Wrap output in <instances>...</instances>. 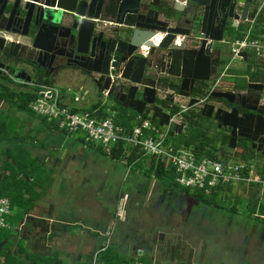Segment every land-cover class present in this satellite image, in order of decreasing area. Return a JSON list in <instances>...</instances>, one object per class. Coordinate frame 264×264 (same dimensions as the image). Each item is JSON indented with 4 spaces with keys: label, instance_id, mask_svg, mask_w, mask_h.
I'll return each mask as SVG.
<instances>
[{
    "label": "flooded vegetation",
    "instance_id": "1",
    "mask_svg": "<svg viewBox=\"0 0 264 264\" xmlns=\"http://www.w3.org/2000/svg\"><path fill=\"white\" fill-rule=\"evenodd\" d=\"M145 1L147 0H137L136 2L134 1V3L132 2L135 11L133 15L127 18L122 17L117 11V1H112L102 16L105 21V23L102 25L105 28L107 35L115 37L117 40L123 39L124 41L128 42L127 35L130 29L126 25L120 24L118 22L129 21L140 24V18L142 17V13L144 11ZM15 2L16 0H7V3L3 8H1L2 6L0 4V28L8 27L10 30L24 29L16 19L17 16H19L17 15V9L19 8L20 2L18 0V5L13 8V4ZM148 2L152 3L148 6L149 10L154 12L153 14L151 11L150 19H156L161 22L158 27H156V32L168 34L167 31H161L159 29L164 25V23H166L168 27H179L181 31L189 32V35H177L178 39L184 38V44L186 46L198 48L201 45L202 38L198 33V30L201 28L200 22L195 23L194 20L196 18L200 19L202 16L204 13L202 8H199L195 11L194 8L187 4L186 0H148ZM21 16H23V14H21ZM54 21H58V19L55 18L50 23L52 25H59V23H55ZM81 21L82 18L80 22ZM46 22V20L36 21L33 16H31V18H29L28 25H26V30L28 32L26 36L12 32L10 30L6 31L4 29H0V37L5 39L4 36H6V40L20 43L23 46L27 44V42H30V38L35 35L39 27V29L45 33L53 29V27L48 26ZM231 28H227L225 31H229ZM113 30H116L117 32L114 33ZM69 32L70 30H68L66 33L69 34ZM71 32L75 33V30ZM192 33L195 34L192 35ZM81 34L82 37L80 36V38H83V36L85 37V32L83 30L81 31ZM13 35L14 37H11ZM227 41L229 40H226L223 37L220 42H213L211 44V62L207 79H193V77L188 75L189 77L184 81L183 89H181V78L168 77L170 84H172L169 92L173 96V101L177 102L174 103L176 105H174V107H170L169 110L173 115H178L176 116L179 118L178 124L182 125L179 134L176 132V127L172 128V136H181L186 130H188L187 132L189 133L187 136H191L194 134V132H196L199 135V139H192L193 144L196 141H205L207 143L206 147L213 148L217 155L228 157V154L233 151V154L241 159L244 155H248L251 160L258 162V160L262 158L264 159V131L262 134H256L252 132L248 133L247 130H242V133L250 135L252 139L254 136L255 139L252 140L247 136L238 135V129H236V147L230 148L229 145L232 141L230 140L232 136V127L223 126L222 123L214 118L215 110L221 109L220 115L223 114L224 117L226 116V112H232V115L229 117V119L240 117L242 121L246 120L249 122L251 114H254L259 106L264 107L263 70L260 67L255 66L256 60L254 58H249V61L243 65L242 68H239L236 64H234L233 60H231L229 46L226 48L224 45L227 43ZM80 47H82V45H79V48ZM145 50V45L144 47L137 46L130 54L124 49L122 58L125 59L124 61H121V58H119L117 64L118 68L120 67L124 69L128 63L130 65L132 64V68L136 67L137 64L141 62V58L145 55ZM73 51L74 48L72 45H66L58 39L56 44H54V47H52L53 54L51 55H39L36 52H28L26 47H21L16 51H14L13 48H8L7 53L4 54L0 52V72L6 73L5 75L0 74V82L12 88H15L16 86L23 88L32 87V85L23 83L14 84L11 77H13L17 72L23 73L25 77L29 76L31 78V82H34L35 84L38 83V85L42 83L52 84L62 81L67 82L69 79L77 80L76 83H78L81 78L80 76H83L86 81L89 79V82H92V80L97 78V75L87 73L86 70L79 67L76 63H74L73 60L74 57L76 58V56H83L85 62L88 64L91 63L93 57L96 54L95 48H92L89 44L85 54H72L71 52ZM160 54L162 55H158L157 57V62L160 61L157 65L158 67H147L144 64V69L150 72V76L154 79H158L159 77L157 73V70L160 69L159 64L164 65L171 58L164 49H160ZM112 61L115 60L111 59V62ZM173 68L175 69L174 71L180 72L177 65H174ZM110 70H112L111 67ZM240 70L243 71L244 74H241ZM111 77L114 80V77ZM116 81L118 82L120 79H117ZM120 82L121 85H123L120 91L112 89L111 85H109L108 88L99 89L95 84H93L97 92H99L104 98H108L110 100V103H107V101L98 102L109 107V109L114 110L116 113L119 112L129 116H136L137 113L133 108L124 107L123 103L118 100L120 93L123 92L126 94L129 88L128 82ZM249 83L262 84V87L260 88L259 86H255L254 88H248ZM181 92L182 94L189 93L190 95L189 97H185L181 95ZM87 94H89V91ZM222 94H225L226 97L221 96ZM191 99H197L198 102L189 106L188 103ZM126 104H129V102L127 101ZM204 104H210L213 108L210 109V107H206L205 110H202V106ZM222 111L225 113H222ZM261 111L264 112V108H261ZM198 112L201 116L198 114ZM208 112H210V116H206ZM241 119L239 120V123ZM254 122H256V117H254ZM173 125L176 126V124ZM260 128H263L264 130V125L259 127V130L261 131ZM187 132L183 135L186 136ZM147 183L149 185L151 184L150 181ZM166 187L171 191L168 194H165V192L163 193L164 190H161L164 187L161 189L157 188V191L155 190V192L158 193L157 198L159 202L157 204L154 203L155 206L152 210L154 212L157 210V213H160L161 216L165 217V222L167 223L170 221L171 217L175 215L180 216L182 214L188 218L191 215L194 207H199L202 202L199 197L195 196L190 191H185L183 187L176 185H166ZM162 204H164V207L161 209L160 206ZM188 206L192 208L190 214H187L186 212V208ZM154 215L155 214H153V216ZM184 221L186 222V219ZM253 227L255 230L259 229V241L257 242L259 244H261V242L264 243V224L258 226V224L255 223ZM256 227L258 228L256 229ZM161 233L162 232L155 230L154 235L158 239L159 234ZM193 255L191 257H193ZM198 255L202 256L203 253L201 252V254ZM206 257L214 262V256L209 257L206 255ZM184 263L198 264L196 262H191V260L189 262L184 261Z\"/></svg>",
    "mask_w": 264,
    "mask_h": 264
},
{
    "label": "water",
    "instance_id": "2",
    "mask_svg": "<svg viewBox=\"0 0 264 264\" xmlns=\"http://www.w3.org/2000/svg\"><path fill=\"white\" fill-rule=\"evenodd\" d=\"M112 1L114 0H19L20 4L17 9V15L19 16L16 19L24 29L10 30L8 27L0 29L10 30L26 36L28 33L26 25H28L31 16L36 21L46 20V24L53 27V29L45 33L39 27L35 35L30 38V42H27L23 46L20 43L6 40V36H4L5 39L0 37V52L5 54L8 48H13L16 51L21 47H26L28 52H36L39 55H51L53 54L52 47H54L58 39L66 45L73 46L74 51L71 52L72 54H85L90 44L96 51L91 63L85 62L83 56L74 57V63L86 70L87 73L97 75V78L92 80V82L99 89L108 88L111 85L112 89L120 91L123 86L120 81L128 82L129 88L127 93L121 92L118 100L123 103L124 107L133 108L137 114L149 115L153 121L157 120V124L162 126L163 124H167L172 118L173 114L170 113L169 109L176 105L174 103H177L173 101V96L169 92L172 84H170L168 77L181 78V89H183V83L189 77L188 75L193 77V79H207L211 62V44L213 42H220L225 33L228 32V30L225 31L227 28H238L239 21H246L250 15V8L256 4L257 0H186L187 4L194 8L195 11L199 8H202L204 11L200 19L196 18L194 20L195 23L200 22L201 27L198 33L202 39L201 45L198 48L186 46L184 38L178 39V34L189 35V32H183L179 27H168L164 23L159 29L167 31L168 34L156 32V27L161 22L156 19H150L152 10H149L148 6L152 3L148 2V0L144 3V11L140 18V24L129 21L118 22L130 29L127 35L128 42L123 39L117 40L115 37L107 35L102 25L105 23L102 16ZM116 1L117 11L122 17L127 18L133 15L135 11L133 3L137 0ZM6 3L7 0H0L1 8ZM17 5L18 0L13 4V8ZM55 18L58 21L54 22L59 23V25H52L50 23ZM81 18L82 21L80 22ZM68 30L70 32L75 30V33L71 32L70 34L69 32L68 34L66 33ZM82 30L85 32V37L80 38V36L82 37ZM113 32L117 31L113 30ZM79 45H82V47L79 48ZM144 45L146 47L145 55L143 54L141 62L136 67L132 68V64L128 63L124 69L118 68L119 58H121V61L125 59L122 58L124 49L130 54L137 46L144 47ZM160 49L166 50L171 58L164 65L159 64L160 69L157 70L159 77L158 79H154L150 76V72L144 69V64L147 67H156L160 62H157V57L158 55H162L160 54ZM240 55L244 60L247 59L245 51H242ZM111 59L115 61L111 62ZM174 65L179 67L180 72L174 71ZM110 67L112 70H110ZM0 74L5 75L6 73L0 72ZM111 76L114 77V80ZM11 79L14 84L38 85V83L31 82L29 76L25 77L23 73L19 72L11 77ZM117 79H120V81L117 82ZM255 86L261 88L262 84H248V88H254ZM181 95L189 97L190 94H182L181 92ZM221 96L226 97L225 94ZM127 101L129 104H126ZM197 102V99H191L188 105L191 106ZM206 107L213 108L210 104H204L202 110H205ZM261 108L264 107L259 106L255 113L251 114L249 122L246 120L242 121L240 117L229 119L232 112L225 113L222 111L226 115L224 117L222 113L220 115L221 109L215 110L214 118L222 123L223 126L232 127L230 148L236 147V129H238V135L249 138H251L250 135L242 133V130H247L248 133H263V128H260L261 131L259 130V127L264 125V112L261 111ZM198 114L200 115L199 112ZM210 115V112L206 114V116ZM254 117H256V122H254ZM175 127L177 128L176 132L179 134L182 125L176 124ZM253 139H255L254 136ZM138 252L140 253L141 250H138Z\"/></svg>",
    "mask_w": 264,
    "mask_h": 264
},
{
    "label": "crops",
    "instance_id": "3",
    "mask_svg": "<svg viewBox=\"0 0 264 264\" xmlns=\"http://www.w3.org/2000/svg\"><path fill=\"white\" fill-rule=\"evenodd\" d=\"M256 6L257 4L250 8V15L248 18L255 16L254 9H256ZM259 14L261 15V18L257 22ZM255 18L256 19L253 23L254 34L264 38V5L260 8ZM247 25L248 23L246 21L238 22V28H233L235 30V38L241 37ZM11 37H14V35ZM245 52L247 54V59L244 60L242 57L241 59H238L241 61L240 64L237 63L239 68H242V66L249 61L250 55L248 51ZM250 52L253 55L252 58L256 60L255 66L260 67L264 74V57H257L254 52ZM235 60L236 59L233 61ZM76 82L77 80L74 79H69L67 82L65 81L64 83L67 84V91H71L72 88H75ZM52 84L55 85L54 83ZM36 86L23 88V90L30 89V91L35 92L37 90ZM59 90L62 95V100L72 111L91 112L97 117H105L106 115H110L111 111H114L97 101L85 102V108H83L81 107L82 104L80 102L82 96L85 95L87 98V95L89 96V94L83 92L82 95L74 93L72 95H67L63 93L60 88ZM76 96H79L77 100L74 99ZM11 103L10 99L6 100L5 98L0 97V114L2 116V122L6 123L3 134H0V179L5 171V168L3 167L4 163L6 161L11 162L13 159L7 152L18 149L23 155L22 157L25 158V168L30 170L31 166H34L37 176L41 179L40 183H37L34 186V190L38 191L40 195L34 200V203L26 213L13 221L12 229H8L10 230L9 238H4L0 242V251L6 249L9 254L13 255L14 264H91L92 261L94 262L95 260L98 262V255L101 254L104 248L110 245L113 250L112 252L115 253V255L109 254V258L114 255L113 259H115L117 253L124 252L125 247H127L126 253L129 252L131 254V257H129L130 264L137 260L142 261L139 257L144 254H148L147 256L152 262L151 264H159L157 251L154 255L152 247L148 249L146 246V249L143 250V248H139L135 242H129V245L128 242L122 241L123 239L127 240L126 233L125 238H120L121 240H119L115 237L110 244V241H106L103 244L98 243L100 235L107 234V229L109 228L107 224H111L113 218L104 210L105 208L102 205L99 207H92L91 211V207L89 208L87 202L97 200L95 198H90L88 193H82L83 195L81 196V199H73L75 198V195L71 192V189L70 191L65 192L66 183L68 185L72 184V178L75 175L74 170H69L66 167V164H69L72 167V165L74 166L76 161L80 159V148L78 145L76 146V143L80 141L81 143L88 145L84 142L83 135L81 134L80 137L82 140H80V138H75L73 136L74 133H69L58 128L55 123L33 114L30 109L29 111L20 110L17 108V105L14 103L11 105ZM116 114L118 113L115 112V115ZM138 115L139 114H137L136 117ZM116 118H118V115L114 116V119ZM1 130H3V127L0 125V132ZM188 137L190 136H185V138ZM195 138L193 137L194 140H196ZM196 143L197 141L194 144ZM97 145L100 144H94L92 147L97 148ZM102 148V153L104 151L108 152V149L104 146H102ZM12 156H14L13 153ZM17 159L21 160V157H17ZM114 159L125 163V160L123 159ZM257 166L260 172L264 175L262 172L264 164H257ZM19 176H22V174L19 173ZM152 181H150V185L147 181L145 184L139 183L137 187L138 190L136 191L137 193L143 194L144 199L142 200L141 205L149 208L148 210L146 209L147 212L155 206L154 204L153 206L151 205V195H153L156 190L154 185L155 180L153 179ZM159 182L160 186L158 189L164 187L161 189L164 190L163 193L165 192V194H168L171 192L170 189L166 187L168 184H164L161 181ZM62 183H64V187L62 186ZM240 185L245 188L256 187L258 193L257 196L260 195L264 197V193H260L259 187L246 186L244 184ZM104 195V204L112 202V192L107 193L104 191ZM129 199L132 198L131 195L128 196V193L118 192L117 204L119 207L115 214L121 217V221H126L128 217L125 208L127 206L126 202H128ZM133 200L136 201L138 206L136 197H134ZM141 207L142 206L138 208L140 212L145 210ZM82 208L84 209L82 210ZM191 211L192 208L188 206L186 208L187 214H190ZM155 212H157V210H155ZM151 215L153 214L146 213L145 216L150 218ZM147 217L146 220L148 219ZM99 221L101 223L105 222L104 227H102L103 225H97ZM130 221L132 223H137V225H135L137 228H139L144 222L142 217H135L134 215ZM80 224L81 227L77 228ZM88 224H91L92 226ZM75 227L76 230L78 229V233L73 231L72 228ZM126 230H129V228L126 227ZM137 236L138 235H136L135 239L138 238ZM156 239L152 241L153 244H156ZM138 250H141V252L139 253ZM146 251L148 252L145 253ZM104 258L107 259L108 256L104 255ZM196 260L197 259L192 257L191 262L197 263ZM0 261H3L2 255H0Z\"/></svg>",
    "mask_w": 264,
    "mask_h": 264
},
{
    "label": "rangeland",
    "instance_id": "4",
    "mask_svg": "<svg viewBox=\"0 0 264 264\" xmlns=\"http://www.w3.org/2000/svg\"><path fill=\"white\" fill-rule=\"evenodd\" d=\"M224 37L226 40L231 41V39L235 38V30L233 28L229 29ZM224 45L226 48L229 46L228 43H225ZM248 53L250 59H252V53L250 51H248ZM240 62L241 61L238 59L233 61L236 65L237 63L240 64ZM240 72L241 74H244L243 71ZM80 77L79 82L81 83H76L75 88H72L71 91H67V84L63 81L54 84L67 95H72L73 93L82 95L83 92L87 93L89 91V96L87 95L86 98V96L83 95L80 101L82 104L81 107L83 108H85L84 103L88 101H107V103H110L108 98H104L99 92H97L93 83L89 82V79L86 81L83 76ZM9 80L11 81L10 78ZM18 88L23 89V87L17 86L13 89ZM12 102L16 103L14 100H12ZM11 105L13 104L11 103ZM155 122L157 123V120ZM171 127L174 128L175 126L172 124ZM187 131L188 130L184 131V133ZM183 134L181 136H171L173 137L171 143L176 147L184 146L182 144V139H185V135ZM187 135H189L188 132L186 136ZM73 136L75 138H80L81 133H74ZM195 139H199V136ZM77 145L80 148V159H78L72 167L69 164H66V167L69 170H74L75 175L72 178V184L68 185L66 183L65 192L70 191L71 189V192L75 195V198L73 199H81L83 194L88 193L90 198H95L97 200L87 202L89 208L91 207L90 210L92 207H99L102 205L105 208L104 210L113 218L111 224H107L109 227L107 229V234L100 235L98 243L103 244L106 241H110V244L115 237L119 240L125 238L126 233L127 240L123 239L122 241L128 243L135 242V244L139 246V248H143V250L146 249V246L148 249L152 247L154 255L157 251L159 264H174L183 261L189 262L192 259L191 256L193 254V258L198 259V264H264V243L261 242V244H259L257 242L259 241V229L255 230L253 227L255 223L258 224V226H261L264 223L256 219L253 214L250 215L249 211H247L244 206L246 201L245 198L248 197L249 189L252 187H248L247 189L240 184L232 185L230 191L218 193L214 200V204L205 205L204 202H201L199 207H194L188 218L182 214L180 216L175 215L172 216L167 223L165 222V217L161 216L160 213L154 212L152 209L147 212L148 207L146 208L141 205V202L144 199L143 194L136 192L139 183L145 184L146 181H152L153 179L155 180L154 185L157 191L161 179L158 178L157 180L155 175L148 176L147 173H144L143 169L137 165L129 167V162L125 164L124 162L111 158L109 155L102 153L95 147L83 144L80 141L76 143V146ZM190 147L193 148V145ZM215 154L217 155V153ZM228 157L238 161L241 159L234 155L233 151L228 154ZM145 161L146 159H142L140 162L147 168ZM256 164H264V159L262 158L258 160ZM171 180L170 175L163 178L164 183H170ZM62 186L64 187V183H62ZM104 191L107 193L112 192V202L104 204ZM189 191L193 192V189L190 188ZM118 192H126L128 193V196L131 195L132 198L129 199L128 202L125 201L127 203L125 211L128 216V220L126 219V221H121V217L115 214L119 207L117 204ZM250 192L256 193L255 191ZM157 196V192H154V194L151 195L152 206L154 202L155 204L159 202ZM134 197H136L138 206L136 201L133 200ZM259 197L264 201V197L260 195ZM139 205L142 206V209H145L143 211L141 210L143 213L138 210V208H140ZM163 207L164 204L161 205V209ZM83 209L84 208H82V210ZM78 210L81 211L80 209ZM146 213L155 215H151L150 218H148L145 216ZM133 215L135 217H142L144 220L139 228L135 226L137 223H132L130 221L133 218ZM146 217L148 218L147 220ZM185 219L186 222L184 221ZM88 225L92 226L91 224ZM97 225H103L102 227H104L105 222L101 223L99 221ZM80 227L81 224L80 226H77V228ZM126 227H128L129 230H126ZM257 228L258 227H256V229ZM72 229L74 232L78 233L76 227ZM155 230L162 233L159 234V237L155 242L156 244H153L152 241L156 239L154 236ZM136 235H138V238L135 239ZM126 250L127 247H125L124 252L117 253L116 258L112 259L107 264H130L129 257H131V254L129 252L126 253ZM201 252L203 255H198L201 254ZM147 255L148 254H144L140 256L139 259L151 264V259ZM206 255L209 257L214 256V262L208 259ZM91 264H93V261ZM96 264H98L97 261Z\"/></svg>",
    "mask_w": 264,
    "mask_h": 264
},
{
    "label": "built area",
    "instance_id": "5",
    "mask_svg": "<svg viewBox=\"0 0 264 264\" xmlns=\"http://www.w3.org/2000/svg\"><path fill=\"white\" fill-rule=\"evenodd\" d=\"M254 9L255 16L264 5V0H257ZM255 16L246 19L248 23L241 37L227 41L231 60L241 59L242 51H252L257 57H264V38L254 34ZM36 97L29 103L30 110L40 117L52 120L69 133H81L85 143L100 144L106 149L120 142L125 146L123 160L132 151L140 156L133 162L153 158L172 168L175 174L174 182L184 188L200 189L209 194L217 186L244 184L257 186L264 193V175L258 170L254 160H235L231 157L197 154L192 147H176L171 143L173 137L172 124H178L179 118L173 115L167 124L159 126L149 115L138 116L132 126H123L114 120L115 112L105 117L94 116L91 112H75L62 100L59 88L53 84H39L35 91ZM79 96L74 99L77 100ZM129 163V167L133 165ZM149 163L147 162V165ZM10 213L8 198H0V231L3 228L12 229L7 221ZM93 264H96L95 261ZM132 264H146L137 260Z\"/></svg>",
    "mask_w": 264,
    "mask_h": 264
},
{
    "label": "trees",
    "instance_id": "6",
    "mask_svg": "<svg viewBox=\"0 0 264 264\" xmlns=\"http://www.w3.org/2000/svg\"><path fill=\"white\" fill-rule=\"evenodd\" d=\"M253 15V13H252ZM261 15L257 17V22L260 20ZM254 27V26H253ZM38 87V86H36ZM0 97L5 98L6 100H14L17 105V108L24 111H29V103L36 97L35 92L28 90L21 89H13L2 82H0ZM118 118L114 119L116 123L121 124L123 126H132L133 123L138 119V116H129L125 114H121L117 112ZM34 114V113H33ZM38 116V115H37ZM140 117H145L144 114H142ZM44 118V117H42ZM46 119V118H44ZM51 122L55 123V125L60 128L55 121L50 120ZM3 123V124H2ZM5 122H2V116L0 115V125L3 127V130H1L0 134L4 132ZM61 129V128H60ZM64 130V129H62ZM65 131V130H64ZM67 132V131H66ZM194 135V136H193ZM198 134L194 132L190 137L182 139V144L184 146H192L193 150L201 155L206 156H214L217 157L213 148H206L207 143L205 141H199L196 144L192 143L193 137L195 138ZM172 136V133H171ZM80 140H82L80 138ZM89 146L94 145L93 143H87ZM98 150H103L102 145H97ZM125 146L122 142L112 146L108 152L104 151L103 153L108 154L112 158H118L122 159L124 156ZM22 152V151H21ZM10 154L12 161L8 162L6 161L3 165L5 168L4 174L2 175L0 179V198L5 197L8 198L10 201V213L7 216V221L13 225V221H15L17 218L21 217L24 213H26L29 208L34 203V200H36L40 193L38 191L34 190V186L37 183H40L41 179L36 174V169L34 166H31L30 170H27L26 164H25V158H23L22 154L18 149L10 150L7 152ZM12 153L14 156H12ZM21 154V155H20ZM140 155L136 154L135 151H132L129 156L127 157V161L129 163L133 162L135 158H138ZM21 157L20 159H17ZM142 159H146L145 157ZM242 159L249 160L250 158L248 155H244ZM140 160L133 162V165H137L138 167H141L143 169L144 173H147V175H155L156 178L161 179V182H163V178L167 175L171 176V182L170 183H164L168 185H176L174 182V171L172 168H165V164L161 161H156L153 158H149L147 161L149 164L147 165V168L143 163L140 162ZM145 161V163L147 164ZM264 173V168L262 170ZM19 173L22 174V176H19ZM26 177V178H25ZM34 179V180H32ZM177 186V185H176ZM232 185L227 186H217L212 190L211 193L206 194L200 189H193V194L201 199L202 202L207 204H214V200L218 193L226 192L231 190ZM185 191H189L190 188H184ZM248 189V188H247ZM250 191H255L256 193H252L249 191V195L247 198H245V209L249 211L250 215H254V217L264 223V201H261V198L257 196V188L252 187L249 189ZM256 194V195H255ZM10 236V230L7 228H3L0 231V242L4 238H9ZM112 247L109 245L106 248H104L100 255H98V262L99 264H107L111 259H113L115 253L112 252ZM111 252V253H110ZM109 254H114L111 258H109ZM0 255L3 256V261H0V264H14V256L9 254L7 250L0 251ZM104 255L108 256V258H104ZM174 264H186L184 262L182 263H174Z\"/></svg>",
    "mask_w": 264,
    "mask_h": 264
}]
</instances>
